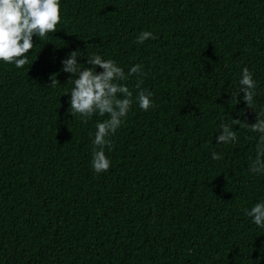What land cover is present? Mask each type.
I'll use <instances>...</instances> for the list:
<instances>
[{
  "label": "trees",
  "instance_id": "1",
  "mask_svg": "<svg viewBox=\"0 0 264 264\" xmlns=\"http://www.w3.org/2000/svg\"><path fill=\"white\" fill-rule=\"evenodd\" d=\"M60 14L24 68L0 61V264H264V228L244 212L264 202V173L249 171L261 134L236 125V142L216 143L222 117L264 111V0H60ZM142 31L155 39L137 43ZM75 50L81 68L93 53L126 75L142 65L152 93L143 111L137 76L121 82L133 104L101 173L92 140L107 116L68 112L61 61Z\"/></svg>",
  "mask_w": 264,
  "mask_h": 264
},
{
  "label": "clouds",
  "instance_id": "2",
  "mask_svg": "<svg viewBox=\"0 0 264 264\" xmlns=\"http://www.w3.org/2000/svg\"><path fill=\"white\" fill-rule=\"evenodd\" d=\"M60 21V0H0V61L12 64L17 69L24 68L29 63L28 54L35 46L33 37L44 39L49 33H55ZM148 39H155V36L150 31H142L136 37V42L143 44ZM77 57L75 50L61 61V71L71 74L68 112L72 117L82 118L84 123L93 115L107 116V119L97 121L92 140L91 167L96 173H101L107 171L111 165L105 154L106 147L109 151L112 150V142L107 137L116 133L133 104V92L121 82L127 81L133 75L137 76L136 88L139 91L135 95V102L143 111L154 106L152 93L140 88L143 83V66L140 64L133 65L126 75L124 69L115 61L105 60L95 53L87 57L86 63L90 67L86 68L80 67ZM97 66L102 71H97ZM57 75L58 73L50 75L49 87H55L59 83ZM238 83L239 94L243 92L242 99L247 107L253 108L257 84L247 67L242 69ZM239 94L232 96L236 103H239ZM222 120L225 122L220 124L221 132L216 136L217 144L236 142V132L232 127L236 125L261 134L256 145L255 158L250 159L249 171L253 174L264 173V111L257 113L256 122L251 124L240 119H232L231 124L224 117ZM212 159L219 160L221 156L213 152ZM244 212L255 225L264 228V202H258Z\"/></svg>",
  "mask_w": 264,
  "mask_h": 264
}]
</instances>
